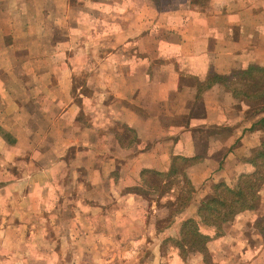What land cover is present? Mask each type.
Instances as JSON below:
<instances>
[{
	"label": "crops",
	"instance_id": "crops-1",
	"mask_svg": "<svg viewBox=\"0 0 264 264\" xmlns=\"http://www.w3.org/2000/svg\"><path fill=\"white\" fill-rule=\"evenodd\" d=\"M252 67L264 68V0H0V152L17 171L2 182L0 264L119 263L86 250L107 241L162 258L210 185L234 184L264 143V110L215 81ZM176 157L200 162L171 217L167 180L145 190L146 172ZM254 214L220 248L234 254Z\"/></svg>",
	"mask_w": 264,
	"mask_h": 264
},
{
	"label": "trees",
	"instance_id": "trees-1",
	"mask_svg": "<svg viewBox=\"0 0 264 264\" xmlns=\"http://www.w3.org/2000/svg\"><path fill=\"white\" fill-rule=\"evenodd\" d=\"M215 81L224 83L236 99L246 103L250 108L264 110V68L252 67L247 71H236L227 78L217 75ZM261 122L264 123V119ZM197 162H200V158L176 157L166 174L145 171L155 175L154 182L148 184L151 189L160 185L158 179L167 180L164 193L175 196L168 205L171 217L182 213L193 200L194 186L186 172ZM244 163L249 168L238 176L234 184L224 182L214 184L212 193L198 209L197 219L182 222L180 239L173 240L176 249L183 254H201L207 258L210 255L208 244L216 238L223 237L226 226L232 223L237 215L260 208L262 203L260 192L264 187V143L251 157L246 158ZM177 187L178 192L175 190ZM172 190L175 192L172 193ZM255 226L258 232L264 235V216L258 219ZM207 230H211L212 234Z\"/></svg>",
	"mask_w": 264,
	"mask_h": 264
},
{
	"label": "rangeland",
	"instance_id": "rangeland-1",
	"mask_svg": "<svg viewBox=\"0 0 264 264\" xmlns=\"http://www.w3.org/2000/svg\"><path fill=\"white\" fill-rule=\"evenodd\" d=\"M5 165L2 161V154L0 152V204L1 205L3 203V200H2L3 199L2 197L3 196V187H2L3 184L2 182L6 180L5 179L6 173L8 171H11L15 175L17 174V171L15 169L10 168V166H8L6 163ZM246 166L248 167V165ZM213 185L214 184L210 185L211 193H212ZM158 187H160V185ZM146 189L157 191V188L151 189L150 185L148 184L145 187V190ZM260 194L262 198L261 206L257 211L256 210L252 211L255 213L254 214L255 216L250 221V223H248V226L246 229L248 230V232H244L245 233L244 235L246 236V238L241 237L240 241L237 242L238 250L235 249L234 254H232L231 249L220 248L222 247L221 245L223 244L221 239L223 240L224 238H226V235L225 237L223 236L221 238H216L210 242L211 243L210 245H212L211 249H213V252H211L209 249L210 255L207 258H205L201 254H191V253L183 254L180 250L176 249L174 243H172L169 240L166 242V245H165V249H167V251L164 249V252L162 253L163 254L162 258L161 256H159L158 251L156 249L151 250L150 246H148L147 243H142V244L136 245L135 247L131 246L129 248L127 247H122V248L113 247L112 248L110 242L107 241L105 242L104 248L90 247L86 250L89 251V254L95 255L96 258H99L103 253L107 252L105 254L106 258L104 259L108 260L113 257H116L117 261L119 260V263L117 262L115 264H264V235L260 234L255 226L258 219L264 216V187L262 191L260 192ZM68 205L72 206L73 203L68 204ZM2 209L3 208H1L0 210V214H2L3 212ZM53 210L56 211L55 208ZM60 218L63 221L66 217H61L58 214L57 217L54 218L56 219V222L58 224H60ZM0 219H1V216H0ZM43 220L47 221L48 218L45 217ZM43 220H41V223H43ZM231 224L232 223L226 226L227 233L231 229V226H230ZM241 225L242 224H239L238 226L244 227ZM207 232L212 234L211 230H207ZM90 236L94 237V233H91ZM260 240L262 241V245H263L262 250L260 252H256L254 247H255V244H257V242ZM248 244L249 246H246ZM251 244H254V245L251 246ZM78 250L80 251V249ZM154 251H156V254L154 253ZM104 264H107V263H104Z\"/></svg>",
	"mask_w": 264,
	"mask_h": 264
}]
</instances>
